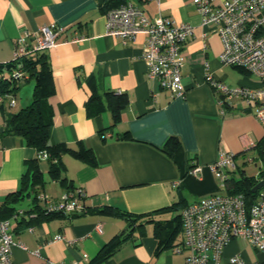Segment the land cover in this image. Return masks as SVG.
Returning a JSON list of instances; mask_svg holds the SVG:
<instances>
[{"label": "crops", "instance_id": "0c3cea01", "mask_svg": "<svg viewBox=\"0 0 264 264\" xmlns=\"http://www.w3.org/2000/svg\"><path fill=\"white\" fill-rule=\"evenodd\" d=\"M126 2L138 5L148 16L162 13L193 25V34L182 47L183 95L173 96L157 80L148 79L142 34L123 41L107 33L106 11ZM51 24L62 30L55 45L42 50L54 87L47 98L53 110L49 142L89 147L96 163L62 156V173L73 185L69 191L82 189L85 210L50 217L34 214V205L42 204L37 194L43 192L56 201L67 187L51 177L49 161L43 157L37 160L41 181L31 186L30 177L23 178L36 149L22 136L6 132L5 126L11 112L29 104L34 82L27 79L10 91L14 83L6 79L12 68L3 65L11 63L18 36ZM26 39L31 41L30 36ZM221 50L218 32L202 24L192 0H0V216L11 218L15 211H23L12 219L9 230L25 246L11 247L14 264H40L46 259L67 264H185L186 249H175L182 241L179 220L169 222L170 228H176L173 240L159 249L154 222L135 219L150 214L154 220H170L202 196L227 193L226 183L211 169L219 150L244 159L264 137L254 102L235 97L221 106L207 81L211 74L233 86L261 85L245 68L224 63ZM106 91L126 98L115 123L114 98ZM93 94L102 108L89 113V104L97 101H89ZM125 131L128 138H117ZM169 137L178 142L172 155L166 145ZM237 168V164L227 168L226 177L234 176ZM132 218L136 225L129 228ZM98 222L100 231L95 228ZM121 233L125 239L102 257L103 246ZM57 234L74 241L52 240ZM238 240L224 247V260L234 254L247 260L260 256L252 246L250 258Z\"/></svg>", "mask_w": 264, "mask_h": 264}, {"label": "built area", "instance_id": "2783aa9c", "mask_svg": "<svg viewBox=\"0 0 264 264\" xmlns=\"http://www.w3.org/2000/svg\"><path fill=\"white\" fill-rule=\"evenodd\" d=\"M160 3V0H156ZM201 16V22L213 26L222 41L220 58L224 63L237 65L255 74L261 82L258 87L229 85L207 75V81L217 97L219 105L230 104L235 97L255 103L254 115L264 125V0H192ZM106 31L132 40L137 34L144 36L142 57L147 65L149 80H157L171 95L179 97L184 93L181 81L183 67L182 47L193 34L194 27L188 22H178L170 16L158 13L148 16L138 5L126 2L109 8L106 13ZM62 28L54 24L43 26L39 32L20 35L13 51L8 81L24 77L21 60L26 56L55 45V38ZM26 36L31 37L29 42ZM3 96H0L2 99ZM15 99H10L14 104ZM222 112V110H221ZM43 151L40 157L47 158ZM246 161H253L247 157ZM234 153L220 149L217 160L211 166L222 182L227 176V168L234 169ZM194 171L197 167H193ZM251 204L241 193H214L202 196L187 204L180 213L182 241L175 247L186 249L185 264H264V186L259 188ZM85 196L82 189L65 191L61 199L52 200L43 192L37 199L48 211L79 213L85 210L80 199ZM15 211L11 218L0 216V264H14L11 247L24 244L15 240L9 225L12 219L22 215ZM100 231L101 223L95 225ZM32 229V227H30ZM242 238L260 254L255 260H247L240 254L223 259V249L232 240ZM63 239L67 244L74 240L64 235H54L52 240ZM87 254H84L86 257ZM40 264H67L50 259Z\"/></svg>", "mask_w": 264, "mask_h": 264}, {"label": "trees", "instance_id": "16d2710c", "mask_svg": "<svg viewBox=\"0 0 264 264\" xmlns=\"http://www.w3.org/2000/svg\"><path fill=\"white\" fill-rule=\"evenodd\" d=\"M108 3V2H107ZM120 5V4H119ZM118 6V5H116ZM11 68H14V64L11 62ZM22 69L24 71V77L19 80H12L13 86L10 91L17 89L22 82L27 79L33 80V92L32 97L26 106L18 109L15 112H11L6 119L5 131L22 136L27 145H30L36 149L37 156L32 161L27 163V168L23 174V178L30 177V185L33 186L36 182L41 181V174L38 169L37 160L40 154L45 151L47 152V160L49 161V173L53 179L59 180L61 183L66 184L67 190L72 189V183H68L67 178L63 175L64 165L62 156L64 154H71L77 158L87 160L91 164H95V156L93 151L89 147L80 146L74 148L65 143L51 144L49 142L50 128L52 124L53 110L51 105L48 103V96L53 93L54 87L51 81V68L48 61V56L45 51L34 52L21 60ZM11 69V71H12ZM8 80V78L6 79ZM8 84H6L7 86ZM109 98H114L113 102V116L114 123L119 118V109L122 108L126 103V98L123 94L118 96L112 91H106ZM97 94H93L89 101H95ZM116 97V98H115ZM91 105L89 113H95L101 110V101L97 99L95 104ZM88 107V104H87ZM113 123V124H114ZM102 135L104 131L100 132ZM129 131H125L122 136L117 138H128ZM166 145L170 146V154L172 155L173 150L177 147L178 142L174 137H169L166 141ZM255 150L258 153V157L261 158L262 166L257 175H248L243 169L240 170L238 177H226L224 182L227 185V193H241L246 199V203L249 205L252 203L256 196V192H252L251 188L261 179H264V137L259 139L255 144ZM243 153V151L241 152ZM254 160V157H253ZM246 161V159H245ZM26 181V180H25ZM36 216H69L72 213H66L63 211H48L42 204H35L32 208ZM140 218V219H139ZM135 218H132L129 228H132L136 223ZM135 220L142 221H153L155 228V236L158 239V247L165 248L169 246L173 240L176 228H170L169 222L180 221V214L176 215L170 220H154L152 215H140ZM125 239V233L116 235L111 241H109L101 249V256H108L121 241Z\"/></svg>", "mask_w": 264, "mask_h": 264}, {"label": "rangeland", "instance_id": "374dc122", "mask_svg": "<svg viewBox=\"0 0 264 264\" xmlns=\"http://www.w3.org/2000/svg\"><path fill=\"white\" fill-rule=\"evenodd\" d=\"M247 157H254V160L253 161H245V159ZM234 161L238 166V168L233 173L234 177H238L240 175L241 169H243L245 171V173L248 175H257L261 166H262L261 158L258 157V153L255 149L254 150H252V149L248 150V152H246V156L244 157V159L241 155H238L234 159ZM238 243H239V246L242 249H244L248 253V255H250L249 256L250 258L254 257V250H253L251 244H248L247 241H245L244 239H241V238H239Z\"/></svg>", "mask_w": 264, "mask_h": 264}, {"label": "water", "instance_id": "95a60500", "mask_svg": "<svg viewBox=\"0 0 264 264\" xmlns=\"http://www.w3.org/2000/svg\"><path fill=\"white\" fill-rule=\"evenodd\" d=\"M12 64L11 63H6L5 65H3V67L5 68H9L11 67ZM262 186H264V179L259 180L252 188L251 191L254 193L256 192L259 188H261ZM130 225V222L127 223V227ZM124 231V230H123Z\"/></svg>", "mask_w": 264, "mask_h": 264}]
</instances>
